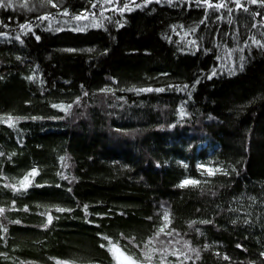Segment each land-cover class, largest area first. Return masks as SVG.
Here are the masks:
<instances>
[{
    "label": "trees",
    "instance_id": "1",
    "mask_svg": "<svg viewBox=\"0 0 264 264\" xmlns=\"http://www.w3.org/2000/svg\"><path fill=\"white\" fill-rule=\"evenodd\" d=\"M3 2L0 264H264V0Z\"/></svg>",
    "mask_w": 264,
    "mask_h": 264
},
{
    "label": "snow or ice",
    "instance_id": "2",
    "mask_svg": "<svg viewBox=\"0 0 264 264\" xmlns=\"http://www.w3.org/2000/svg\"><path fill=\"white\" fill-rule=\"evenodd\" d=\"M253 2H255V0H253ZM3 6H5L4 5V2H3V0H0V7H3ZM150 90V89H149ZM34 174V173H33ZM25 179H27V177H25ZM198 184L199 183V181H189V180H185L183 183H182V185L181 186H184V185H187V184ZM59 211H63V209H58ZM0 211H2V210H0ZM49 222H51V217H49ZM161 231H163V229H161ZM105 239H107V238H105ZM104 245H101V247H103Z\"/></svg>",
    "mask_w": 264,
    "mask_h": 264
},
{
    "label": "rangeland",
    "instance_id": "3",
    "mask_svg": "<svg viewBox=\"0 0 264 264\" xmlns=\"http://www.w3.org/2000/svg\"><path fill=\"white\" fill-rule=\"evenodd\" d=\"M116 256L120 264H132L130 259L126 256L122 255L120 252L116 251Z\"/></svg>",
    "mask_w": 264,
    "mask_h": 264
}]
</instances>
